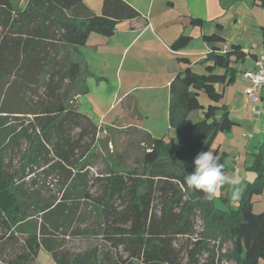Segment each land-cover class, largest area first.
<instances>
[{
  "label": "trees",
  "instance_id": "trees-1",
  "mask_svg": "<svg viewBox=\"0 0 264 264\" xmlns=\"http://www.w3.org/2000/svg\"><path fill=\"white\" fill-rule=\"evenodd\" d=\"M257 2L264 7V0ZM139 17L124 0H103L100 14L82 0H27L22 9H15L11 0H0V226L9 228L1 219L8 216L21 233L23 222L34 215L42 219L38 231L33 229L24 238L22 251L3 264H36L41 248L55 264H201L198 249L186 261L175 249V238L190 235L199 213L226 220L240 264H264V210L252 211V198L264 186V134L244 164L255 178L245 186L235 208L223 195L225 188L219 199L228 210L216 207V196L206 202L202 193L180 187L185 175L194 171V157L208 151L217 134L236 125L220 103L225 88L235 82L233 64L246 57L239 45L223 52L210 49L203 74L186 68L175 76L168 108L174 137L166 143L144 134L141 173L90 174L100 128L77 109L76 99L87 92V86L73 54L91 34L109 38L119 23ZM190 24L200 26L202 21L192 18ZM203 39L223 42L217 34ZM190 41L180 35L170 47L179 51ZM178 61L189 63L185 57ZM202 94L205 102L200 100ZM20 118L25 122L20 123ZM16 153H21L22 165L9 173L8 164ZM223 159L219 162L226 172ZM34 170L56 176L64 189L61 200L43 201L26 188ZM94 188L96 196L91 194ZM91 216L93 221L88 222ZM74 223H86L87 228L74 229L72 234L99 237L100 251L95 247L71 253L60 245L56 235L66 233ZM2 238L16 241L9 233Z\"/></svg>",
  "mask_w": 264,
  "mask_h": 264
},
{
  "label": "crops",
  "instance_id": "crops-1",
  "mask_svg": "<svg viewBox=\"0 0 264 264\" xmlns=\"http://www.w3.org/2000/svg\"><path fill=\"white\" fill-rule=\"evenodd\" d=\"M82 1L93 13L100 14L103 0L99 7L96 1L94 4L90 3L91 0ZM141 1L145 2L147 7H144L142 14L139 12V18L119 23L109 38L91 34L86 45L78 48L73 54V60L84 72L87 86V92L76 99V106L100 129L131 127L151 138H164L166 133H170L168 125L170 83L178 73L189 68L191 72L197 74L199 72L193 70L197 66L204 73V59L214 47L223 52L233 44L239 45L246 53L244 60L250 61L247 71L253 70L255 58L264 57V7H261L257 0ZM193 4L196 10L202 11L203 14H211L214 21L222 19L224 22L221 24L217 22L210 34L206 33L203 24L192 26L190 24L192 18L200 19L197 18L199 15L193 14L191 7ZM132 5L137 9L136 3ZM156 5L160 7L159 10L156 9ZM221 13L222 16L219 18ZM187 23L188 28L200 30L198 37L201 43L198 50H188L194 38L191 36L193 31L185 33L184 27H187ZM211 34L219 35L223 42L211 43L203 39V36ZM180 35L189 36L191 41L183 49L174 51L170 45ZM179 57L187 58L189 63L178 61ZM242 79L244 84L241 88L233 89L232 106L225 105L229 117L232 113L236 115L234 119L237 121L233 120L236 129L233 131L232 128L225 136L222 135L223 145H218L217 153L224 159H232L231 167L230 165L227 167V170L231 169L227 173L232 171L236 178L244 182L245 177L250 174L244 172V164L252 150L255 151L257 147L253 145L255 135L259 136L262 129L264 134V120L261 119L262 112L250 120L248 111L252 113V108L246 97L249 83L245 80L244 74ZM89 83L93 84V93ZM83 97L90 102L87 109L83 108L86 102L82 101ZM261 100L264 101V98ZM161 126H166L167 132L159 136ZM240 129L243 130L239 131ZM251 130H254L253 137L252 134H248ZM240 136L248 140L243 141Z\"/></svg>",
  "mask_w": 264,
  "mask_h": 264
},
{
  "label": "rangeland",
  "instance_id": "rangeland-1",
  "mask_svg": "<svg viewBox=\"0 0 264 264\" xmlns=\"http://www.w3.org/2000/svg\"><path fill=\"white\" fill-rule=\"evenodd\" d=\"M27 0H11L12 6L15 9H22L25 6ZM94 1L97 2L98 7L101 5V0H91L90 3L94 4ZM127 2L126 0H124ZM158 2V0H156ZM175 1V0H173ZM214 0H208V2H213ZM137 4V9L131 4ZM135 2V3H134ZM129 5H131L136 11L138 12H144V7L146 8L147 5L145 2L141 0H129L127 2ZM158 5V4H157ZM156 9L159 10L160 7H157ZM193 8V11L197 18H200L203 20L202 24L204 26V29L206 30V33H212L213 27L217 22H220L221 24L222 19L218 21H214V18H211V14L205 15L202 13V11L196 10L194 4L191 6ZM155 8V7H154ZM168 11V10H167ZM192 13V12H191ZM142 14V13H141ZM203 16V17H202ZM222 13L218 16L221 18ZM223 24V23H222ZM187 27L185 28V33L189 34L191 31L194 40L189 45L188 50L189 51H195L198 50L200 47L201 40L199 39V29H191L188 28V23L186 24ZM182 27V26H181ZM228 34L230 30L228 29ZM234 69L236 70V81L235 84H232L225 88L224 91V97L221 100V105L230 104L232 106L233 99H232V93H234L233 89H240L243 83V74L245 71H247L250 67V61L248 59L244 61H238L235 64H233ZM195 72H199L197 74H202L203 70L200 69L198 66L193 69ZM90 90L94 91L93 84L89 83ZM249 86V85H248ZM108 89V88H106ZM105 91V90H104ZM92 97V96H91ZM86 98H82V101H86ZM93 99V98H89ZM200 100L202 102L206 101V97L202 94L200 97ZM264 101H259L255 106L251 104V108H255L256 111L262 112L261 113V119L264 120V108L263 103ZM263 103V104H262ZM90 102H84V109H87L90 105ZM248 114L250 115V120H253L255 116L257 117V114H253L250 111H248ZM255 115V116H254ZM235 114H231V119L234 121H237L235 118ZM22 121L20 123H24V119L26 118H20ZM19 122L16 123V125ZM26 124V123H25ZM163 125V122H162ZM164 127V128H163ZM235 127V126H234ZM233 128V131H235L236 127ZM231 128V129H232ZM247 128V127H245ZM243 129H240L241 131ZM261 130V128H260ZM166 126H161L159 128V136L166 133ZM170 133L164 135L163 140L166 143H169L170 139L174 137V133L170 130ZM248 134H252V137L254 136V130H251L248 132ZM225 136V133H219L216 135V139L213 141L211 148L209 151H212L215 153V151L218 148V145H223L221 138ZM228 137V136H226ZM159 138V137H158ZM243 141H247L248 139L245 137H241ZM263 140V129L260 131V135H255V139L253 141V145H257V147L260 145V143ZM147 144V138L144 135V133L141 134L137 129L135 128H126V129H99L98 135L96 137V143L92 149V152L95 153L96 159L92 163L90 167V174L92 175H105L109 171H114L118 173H126L127 171H134L135 173L139 174L142 172L143 166H142V156L144 152V147ZM253 147V146H252ZM25 146H22L23 151ZM20 151V152H21ZM218 151V150H217ZM254 151V150H252ZM216 157L218 160H220L221 156L220 154H216ZM21 153H16L14 157H11V161L9 162V166L7 167V170L9 173L17 171L20 166L22 165L21 162ZM230 158L223 159V164L227 167L231 163ZM231 167V165H230ZM231 168H228L227 171H229ZM227 175H230L233 178L234 184L242 187L243 189L245 186L252 182L255 178V174L251 172H247L244 169V172L250 173L245 177V181H240V178H236L233 172L227 173ZM55 175H48L46 172H42L41 170H34L33 176H29L26 181V188L28 190H33V194L38 196L41 200L47 201V202H58L62 199V195L64 193V189L60 186V181H56ZM225 192L223 195L227 197L228 204H230L231 208H235L236 204L230 202V193H229V187L225 186ZM92 196H96L98 194V191L95 190V188L91 191ZM219 192L216 194L217 201L215 203L216 207L227 209V206L222 202V200L219 199ZM252 211L253 213L257 214L264 210V186L262 188V191L259 195H254L252 198ZM90 202H86L85 204H89ZM83 207L81 208V211H83ZM228 210V209H227ZM207 213V212H206ZM1 217V219L7 220L8 223V229L7 226H0V237L1 235L13 234L16 241H10L5 242V239L2 238L0 240V247L2 250V255L0 256V264H3L6 260L13 259L18 253L22 251L24 248V238L29 235L33 229L38 231L39 224L42 223V219L40 215H34L33 218L26 220L22 223L23 225V231L17 232L15 230V221L13 218L10 219V217L5 216ZM93 216L89 217L88 222L93 221ZM18 216H16L15 219H17ZM87 222V223H88ZM11 225V226H10ZM193 228L191 230L190 235L186 236H178L175 238V249L178 251V255L180 259H185L187 255L194 251V249H198L201 255H199L197 258L199 259V263H205V264H240V260L238 258V251L237 246L235 243V240L229 233L228 226L226 224V220H219L217 218H213L212 214H197V219L193 223ZM86 223H74V225L69 228V230L64 233L61 232V234H57V240L59 241L60 245L65 249L70 251L71 253H83L88 250H92L93 248L97 247L98 251H100L101 246L103 245L100 242L99 237L95 236H84L82 235H76L72 234L74 229H78L79 231H84L86 229ZM52 232V230H50ZM64 233V234H63ZM106 245V244H105ZM36 264H55L50 255L46 253L42 248L39 249L36 258H35ZM136 264H139L136 262Z\"/></svg>",
  "mask_w": 264,
  "mask_h": 264
},
{
  "label": "clouds",
  "instance_id": "clouds-1",
  "mask_svg": "<svg viewBox=\"0 0 264 264\" xmlns=\"http://www.w3.org/2000/svg\"><path fill=\"white\" fill-rule=\"evenodd\" d=\"M194 171L185 175L180 187L185 191H196L203 194L204 200L212 201L216 194L229 187L230 202L238 203L244 189L234 184L233 178L224 171L215 153L205 151L198 153L193 159Z\"/></svg>",
  "mask_w": 264,
  "mask_h": 264
},
{
  "label": "built area",
  "instance_id": "built-area-1",
  "mask_svg": "<svg viewBox=\"0 0 264 264\" xmlns=\"http://www.w3.org/2000/svg\"><path fill=\"white\" fill-rule=\"evenodd\" d=\"M254 68L252 71L244 73L245 80L249 83L246 90V97L248 101L255 106L261 98H264V57L259 56L255 58ZM253 114H259L255 108H252ZM249 138L251 135H248Z\"/></svg>",
  "mask_w": 264,
  "mask_h": 264
}]
</instances>
